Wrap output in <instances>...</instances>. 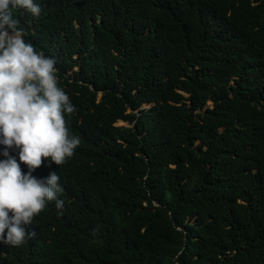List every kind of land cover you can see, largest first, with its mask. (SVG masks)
Listing matches in <instances>:
<instances>
[{
	"label": "trees",
	"instance_id": "16d2710c",
	"mask_svg": "<svg viewBox=\"0 0 264 264\" xmlns=\"http://www.w3.org/2000/svg\"><path fill=\"white\" fill-rule=\"evenodd\" d=\"M34 2L80 144L0 264H264V0Z\"/></svg>",
	"mask_w": 264,
	"mask_h": 264
},
{
	"label": "clouds",
	"instance_id": "9594fccd",
	"mask_svg": "<svg viewBox=\"0 0 264 264\" xmlns=\"http://www.w3.org/2000/svg\"><path fill=\"white\" fill-rule=\"evenodd\" d=\"M16 9L41 13L34 0H0V154L5 157L0 160V243L14 247L36 236L28 226L47 202L64 208L57 172L46 178L33 172L49 158V166L63 165L80 144L66 126L65 113H74L75 107L58 87L57 61L25 40ZM13 148L19 150V162L10 154Z\"/></svg>",
	"mask_w": 264,
	"mask_h": 264
},
{
	"label": "rangeland",
	"instance_id": "374dc122",
	"mask_svg": "<svg viewBox=\"0 0 264 264\" xmlns=\"http://www.w3.org/2000/svg\"><path fill=\"white\" fill-rule=\"evenodd\" d=\"M117 124H128V123L125 121H119V122H117Z\"/></svg>",
	"mask_w": 264,
	"mask_h": 264
}]
</instances>
